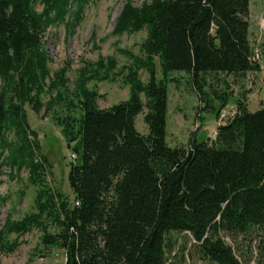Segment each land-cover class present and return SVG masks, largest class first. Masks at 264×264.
I'll return each mask as SVG.
<instances>
[{
  "label": "trees",
  "instance_id": "obj_1",
  "mask_svg": "<svg viewBox=\"0 0 264 264\" xmlns=\"http://www.w3.org/2000/svg\"><path fill=\"white\" fill-rule=\"evenodd\" d=\"M87 1L0 0V168H25L29 183L39 187L35 212L0 229V251L19 246L10 234L36 228L44 246L64 249V264H166L167 235L178 231L191 234L203 258L242 264L221 232L232 239L264 235V107L250 112L237 101L214 138L172 148L165 141V83L175 81L171 71H183L201 91L208 73L259 71L249 41V0H148L140 6L127 0L114 34L145 30L144 58L122 51L133 61L118 71L114 58L88 63L70 90L67 67L50 76L41 38L75 4L74 21L65 22L73 26ZM139 69L150 72L148 81L138 77ZM118 76L129 86L128 98L99 107L88 82ZM48 92L53 96L43 103ZM215 94L218 112L230 95ZM26 103L35 113L52 111L61 128L74 158L67 175L73 201L45 183L46 158L29 128ZM58 105L62 115L54 112ZM143 108L146 134L135 127ZM256 264H264V240Z\"/></svg>",
  "mask_w": 264,
  "mask_h": 264
},
{
  "label": "rangeland",
  "instance_id": "obj_2",
  "mask_svg": "<svg viewBox=\"0 0 264 264\" xmlns=\"http://www.w3.org/2000/svg\"><path fill=\"white\" fill-rule=\"evenodd\" d=\"M140 6L148 0H130ZM127 0H88L82 7L81 14L69 29L65 22L74 21L76 5L70 8L64 22L48 26L42 33V45L49 56L50 76L62 67H67L68 87L73 90L79 78L80 70L88 63L99 59L106 61L114 58L117 70L132 63L128 54L144 58L140 51V43L145 38V30L121 35L114 34L116 19ZM38 10L40 5L36 6ZM249 41L253 49L252 60L260 65V70L246 72L243 75L226 73H208L201 81L202 90L193 85L189 75L183 71H171L167 80V116L165 141L169 147L187 146L191 138L198 141L208 137L214 138L218 125L226 123L237 111V101L242 102L248 111L254 112L264 107V0H249ZM153 73L156 79L162 78L158 58L153 59ZM138 77L148 81L150 72L138 70ZM89 88L97 90L99 107H109L126 100L129 86L118 76L115 80L89 81ZM214 92V93H213ZM226 92L230 97L227 104L214 112L212 106L218 108L216 94ZM53 94L49 92L41 96L43 103ZM143 99V97H142ZM26 118L31 130L36 132V141L42 155L46 158L44 170L45 183L54 191L61 192L70 201L73 194L68 184V171L73 161L70 148L63 139L61 128L51 119L52 111L44 114L43 110L35 113L29 104L24 105ZM54 112L63 113L61 107L55 106ZM146 108L135 118V127L141 134L148 132L143 121ZM12 139V135H10ZM38 186L28 181V170L10 171L7 166L0 168V229L6 220H20L25 214L35 212L34 199ZM50 232H56L49 225ZM225 241L242 264H256L258 248L264 240L260 232L243 238L232 239L221 232ZM20 242L15 251H0L2 264H64V249L56 246H44L41 232L33 228L31 231L16 236L10 234L8 240L14 238ZM166 264H215L203 258L198 252L195 239L188 232L172 231L167 235L165 247Z\"/></svg>",
  "mask_w": 264,
  "mask_h": 264
},
{
  "label": "built area",
  "instance_id": "obj_3",
  "mask_svg": "<svg viewBox=\"0 0 264 264\" xmlns=\"http://www.w3.org/2000/svg\"><path fill=\"white\" fill-rule=\"evenodd\" d=\"M75 205H78V202L77 201H75Z\"/></svg>",
  "mask_w": 264,
  "mask_h": 264
}]
</instances>
